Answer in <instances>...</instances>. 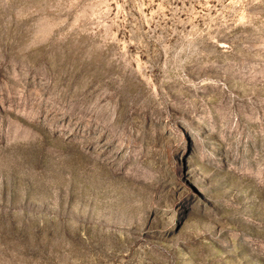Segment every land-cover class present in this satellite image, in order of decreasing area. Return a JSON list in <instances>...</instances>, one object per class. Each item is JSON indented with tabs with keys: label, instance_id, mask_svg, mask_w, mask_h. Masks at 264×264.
Instances as JSON below:
<instances>
[{
	"label": "rangeland",
	"instance_id": "374dc122",
	"mask_svg": "<svg viewBox=\"0 0 264 264\" xmlns=\"http://www.w3.org/2000/svg\"><path fill=\"white\" fill-rule=\"evenodd\" d=\"M0 264H264V0H0Z\"/></svg>",
	"mask_w": 264,
	"mask_h": 264
}]
</instances>
